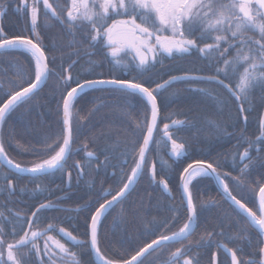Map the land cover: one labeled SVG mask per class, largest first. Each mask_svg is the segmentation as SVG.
Wrapping results in <instances>:
<instances>
[{
  "label": "snow or ice",
  "instance_id": "1",
  "mask_svg": "<svg viewBox=\"0 0 264 264\" xmlns=\"http://www.w3.org/2000/svg\"><path fill=\"white\" fill-rule=\"evenodd\" d=\"M19 3L28 16L26 28L31 35L20 34L9 37L4 33L3 27H0V54L11 52L26 54L34 68V78L27 76L21 69L17 75L25 79L27 86L18 85L15 91H4L6 99L0 103V128L10 114L32 100L41 86L53 75L65 88L58 104L62 112L63 128L54 138L45 136L39 141L44 151H36L40 158L32 162L30 167L22 166L21 163L11 159L5 150L3 139H0V161L11 166L17 173L30 174L34 178L54 176L56 173L63 174L67 160L73 152L74 131H79L74 130L73 127V109L82 96L97 89L112 95L119 94L123 102V110L129 116L131 112L128 110L135 107L142 117L140 122L135 124V129L141 133L139 139L142 143L133 141L131 149L121 153L124 164L126 165L131 158L134 167L131 168L130 174L122 177V187L115 194L108 191L104 194L103 203L90 201L75 209L77 213L88 212V220L85 221V234L88 236L86 241L74 235L73 231L51 223L42 229L38 227L41 219L38 214L50 210L67 211L59 208L58 204L51 200L47 203H39L30 217L14 213L15 223L0 212V264H56V262L83 264L76 251L70 250L51 233H57L74 246L86 247L94 254L90 264H143L142 258L149 253V250L155 251L173 243L182 244L195 232L198 227L199 211L197 198L193 195V189L197 188V185L193 182L205 177L212 178L220 184L222 194L231 202L234 212L242 217L247 225L258 229L257 243L264 245V181H256L255 187L249 185L248 195L237 198L226 179L231 176L230 173H222L218 164L196 160L189 163L179 176V190L186 220L178 231L156 236L130 258H109L102 252L100 246L102 223L107 214L114 204L121 202L134 190V185L145 174L149 146L155 144L158 147L161 143L165 146L170 145L171 156L176 159L187 153L186 141L179 142L180 138H173V132L169 131L170 127L177 131L187 127L184 121L172 120L171 125L164 123L160 139H154L153 134L157 131L158 121L162 119L161 103L158 101L162 90L177 81L214 83L226 89L229 95L235 98L238 111L247 122L248 116L243 114L250 109H246L245 105L252 103L254 90L264 91V0H64L63 3L60 0H56L55 3L52 0H19ZM6 7V0H0V18L6 15ZM41 9L45 20L55 19L65 25L72 35H75L73 29L87 26L85 39L89 42L88 47L95 49L101 46L102 49H106L102 54L109 58V63L113 67L126 70L124 76L116 77L110 74L109 77H105L100 73L99 78L80 80L73 78L70 73L68 75L56 73L49 66L50 59L54 62L55 57L50 58L39 42ZM19 10L18 7L17 11ZM208 40L212 42H206ZM197 41L202 42L203 46ZM230 48L235 50V55L229 59L227 54ZM193 51L205 60L211 58L209 71L214 72V75L185 73L181 76H170L163 82L144 79L145 74L151 72L158 64L162 66V57H184L191 55ZM213 53L215 57L212 56ZM75 63L76 61H72L69 67ZM88 63L90 65L88 74L92 75L99 64L92 60ZM16 67L20 66L16 65ZM238 68H242L243 71L238 72ZM131 71L137 72V75L131 76ZM229 73L238 75L235 87L225 83V80L229 79ZM195 91L204 95H213L206 89H195ZM214 98L219 99L218 96ZM221 102L226 104L227 100ZM246 142L249 143V148L238 157L243 165L237 168L240 175L232 177L237 187H244L243 178L247 177L251 168L255 167L250 149L255 148L259 153L262 150L260 146L264 145V117L259 120V135L255 140H246ZM87 156L91 159L94 153L87 152ZM258 158L264 159V157ZM107 160L108 156L105 155V161ZM235 163L234 157L233 165ZM76 167L82 174L84 170L79 163ZM67 175L70 181L71 173L68 172ZM150 175L152 182L158 184L171 196L168 181L157 180L155 162L151 164ZM5 179L6 190L11 195L15 191V186L7 180V177ZM108 196H111V199H108ZM246 199L252 203V207L244 202ZM211 203L215 205L216 201ZM199 207L202 209L204 206L201 204ZM168 210L180 214V209L176 206H170ZM68 219L71 220L70 217ZM172 219H175V216ZM6 225H10L7 230ZM161 226L156 224L153 229H149L150 234L156 235ZM218 235H224L223 231L221 230ZM207 236V240L201 238L204 243L199 246H210L212 234L209 232ZM228 238L239 239L242 243L249 244L253 239L247 228L239 230L236 237ZM219 247L229 254L231 264H264V246L258 249L260 257L258 260L255 259L256 252L250 254L252 259L243 260V247L229 248L227 244H220ZM190 253V247H178L170 254L165 264H194V261L195 264H200L199 258ZM215 260L216 257L213 255V264Z\"/></svg>",
  "mask_w": 264,
  "mask_h": 264
},
{
  "label": "trees",
  "instance_id": "2",
  "mask_svg": "<svg viewBox=\"0 0 264 264\" xmlns=\"http://www.w3.org/2000/svg\"><path fill=\"white\" fill-rule=\"evenodd\" d=\"M52 2L55 3L56 0ZM60 2L63 3L64 0ZM7 5L8 12L6 11L0 25L4 33L9 37L20 34L31 35L26 28L28 16L19 0H12ZM18 7L19 11H17ZM38 30L41 37L39 42L46 54L50 58L55 57L54 62L50 59L49 66L56 73L64 75L70 73L73 78L80 80L99 78L100 73L105 77H109L110 74L116 77L124 76L126 70L113 67L109 63V58L102 54L106 49H102L101 46L95 49L88 47L89 42L85 39L87 26L73 29L75 35H72L65 25L55 19L45 20L41 9ZM197 42L202 44L200 41ZM212 56L215 57V53ZM200 57L195 51L184 57H162V66L158 64L151 72L145 74L144 79L163 82L170 76L183 73L214 75V72L209 71L211 58L209 60L202 58V60ZM89 60L99 64L92 75L88 74ZM72 61L76 63L69 67ZM21 69L27 76L34 78V68L26 54L19 52L0 54L2 83L0 103L6 99L4 91H15L18 85L27 86L25 79L17 75ZM237 71L242 72L243 69L238 68ZM136 75L137 72L131 71V76ZM195 89H206L213 95H204ZM64 91L62 82L53 75L32 100L10 114L0 128V139H3L5 150L11 159L21 163L22 166L30 167L32 162L40 158L36 151H44L39 141L45 136L54 138L61 133L63 117L58 104ZM262 93L260 89L252 93V103L245 105L246 109H250L245 111L248 116L245 122L238 111L235 98L231 97L226 89L214 83L177 81L161 91L158 101L161 103L162 119L159 121L157 131L154 132V139H160L164 123L169 124L172 120L184 121L187 127H182L178 131L171 129V132L173 138L179 137L180 142L186 141L187 153L176 159L171 156L170 145L165 146L161 143L158 147L155 144L150 146L145 174L139 178L134 190L125 199L114 204L102 223L100 246L106 256L113 259L130 258L156 236L170 234L182 227L186 213L182 207L179 176L189 163L206 160L218 164L222 173L231 174L226 179L237 198L248 195L249 185L255 187L256 181H264V159L258 158L264 157V145L260 146L262 150L259 153L255 148L250 149L255 167L251 168L249 175L243 178L244 187H237L232 179L240 175L237 168L243 167L238 157L249 148L246 140H255L259 135V120L264 113ZM215 96L219 99H215ZM222 100H227V103H222ZM122 105L119 94L112 95L99 89L87 92L78 100L73 109V127L74 130L79 131H74L73 152L67 160L63 174L56 173L54 176L34 178L30 174L17 173L0 161V212L15 223L14 213L30 217L39 203H47L51 200L57 203L59 208L67 211L50 210L38 214L41 216L38 227L42 229L51 223L73 231L74 235L86 241L88 236L85 234V221L88 220V212L77 213L75 209L90 201L103 203L104 194L108 191L115 194L122 187V177L130 174L131 168L134 167L131 158L126 165L124 164L121 153L130 150L133 141L142 143L139 139L141 133L135 129V124L140 122L142 117L135 107L128 110L131 112L130 116L125 114ZM87 152L94 153V157L90 159ZM105 155L108 156L107 161ZM234 157L235 165H233ZM153 162L156 163L157 180L168 181L171 196L158 184L152 182L150 169ZM77 163L84 170L82 174L76 167ZM68 172L71 173L70 181ZM5 177L15 186V191L11 195L6 190ZM193 183L197 185V188L193 189V195L197 198L199 211L198 227L195 232L182 244L173 243L149 251L142 258L143 264H165L176 248L184 246L191 248L190 255L198 257L200 264H213L212 257L215 253L219 255L220 261H223L225 256V252L218 245L220 242L226 243L231 248L243 247V260L252 257L250 255L252 252H256L255 258L259 257L258 249L264 245L257 243L258 229L247 225L243 218L234 212L233 205L225 199L217 182L205 177L198 178ZM61 197L66 198L60 200ZM107 198L111 199V196ZM212 201H216V204L212 205ZM244 202L249 203L250 207L253 206L247 199ZM201 204L204 206L202 209L199 207ZM170 206L179 208L180 214L170 212L168 210ZM173 216L175 219H172ZM156 224L162 226L156 235H151L149 229H153ZM8 227L10 225H6V230ZM244 228L248 229L253 238L251 244L228 238L236 237L238 231ZM221 230L224 235H218ZM209 232L212 234L210 246H199L204 243L202 237L208 239ZM51 235L60 239L70 250L76 251L83 264H90L94 259V254L86 247L74 246L57 233Z\"/></svg>",
  "mask_w": 264,
  "mask_h": 264
},
{
  "label": "flooded vegetation",
  "instance_id": "3",
  "mask_svg": "<svg viewBox=\"0 0 264 264\" xmlns=\"http://www.w3.org/2000/svg\"><path fill=\"white\" fill-rule=\"evenodd\" d=\"M9 2H12V0H6V3L7 4H9ZM6 11L8 12V5H7V7H6ZM3 18V17H2ZM2 18H0V25H1V23H2ZM249 35H254L253 33H249ZM258 38V37H257ZM202 43V42H201ZM209 43H211V42H209ZM201 46H203L202 44H201ZM228 58L230 59L232 56H234L235 55V50H233V49H228ZM201 59H202V57H200ZM203 60V59H202ZM222 66V65H221ZM229 75H230V78L228 79V80H225V83L226 84H232L233 85V87H235V82L238 80V75H234V74H232V73H229ZM221 78L223 79V77L221 76ZM262 96L264 97V91H263V93H262ZM263 115H264V113H263ZM251 150H250V154H251ZM79 238V237H78ZM225 256L223 257V261H220V259H219V264H231V262H230V256H229V254L227 255V253L225 252V254H224ZM260 257H257V258H255V259H259ZM249 259H252V257H249Z\"/></svg>",
  "mask_w": 264,
  "mask_h": 264
},
{
  "label": "water",
  "instance_id": "4",
  "mask_svg": "<svg viewBox=\"0 0 264 264\" xmlns=\"http://www.w3.org/2000/svg\"><path fill=\"white\" fill-rule=\"evenodd\" d=\"M188 75H205V74H197V73H187ZM181 75H184V74H178V76H181ZM175 76H177V75H175ZM205 76H210V75H205ZM169 79V78H168ZM0 84H1V82H0ZM43 86V85H42ZM244 115H245V113H244ZM264 117V116H263ZM158 123H159V121H158ZM170 125H171V123H170ZM158 126V125H157ZM172 128L170 127V129H169V131L171 130ZM154 135V134H153ZM151 146V145H150ZM150 146H149V150H150ZM148 155V154H147ZM147 155H146V158H147ZM193 163V162H192ZM11 167V166H10ZM216 182V181H215ZM218 185L220 186V184L218 183ZM220 188H221V186H220ZM221 190H222V188H221ZM220 244H225V243H223V242H221ZM155 247V246H154ZM230 248V247H229ZM150 251V250H149ZM147 254V253H146ZM145 254V255H146ZM228 255V254H227ZM215 257H216V260H215V264H219V259H218V255L217 254H215Z\"/></svg>",
  "mask_w": 264,
  "mask_h": 264
}]
</instances>
